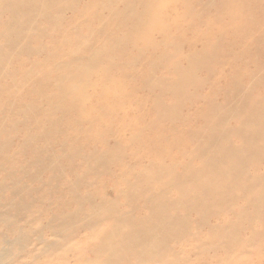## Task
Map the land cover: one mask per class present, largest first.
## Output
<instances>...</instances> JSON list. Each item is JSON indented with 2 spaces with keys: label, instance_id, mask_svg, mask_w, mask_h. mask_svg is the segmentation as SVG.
Segmentation results:
<instances>
[{
  "label": "bare ground",
  "instance_id": "obj_1",
  "mask_svg": "<svg viewBox=\"0 0 264 264\" xmlns=\"http://www.w3.org/2000/svg\"><path fill=\"white\" fill-rule=\"evenodd\" d=\"M202 3H206L204 9L209 5L216 13L195 12ZM246 7L247 0H0V81L18 78V83L0 87V93L10 102L15 97L20 103L23 88L29 86L25 93L35 99L21 109L0 108V116L15 114L20 118L8 126L0 125V132L18 130L14 140L6 136L0 141V264H23L27 250L32 257L27 264H42V259L43 264H200L198 257L191 256L201 251L225 252L222 261L242 264V259L247 262L250 256L244 249H256V242L264 245V228L263 233L252 230L251 240L245 239L237 248L232 246L235 234L231 240L227 236L234 227L227 222L216 228L208 224V218L222 206H229L238 219L246 220V206L252 211L249 218L264 226V175H241L246 162L257 160L252 149L250 154H239L248 150L254 134L243 133V123L224 127L226 118L240 116L242 109L254 102L250 96L256 82L263 79H258V74L264 61L260 68L255 62V68L242 76L246 88L240 78L235 80L230 61L220 65L208 86L222 96L220 107L193 108V103L176 100L185 87H200L209 81L213 71L204 67L208 61L220 62L217 51L230 55L238 41L255 40V32L240 31L247 23L258 24L264 14L257 20L260 12ZM38 19L47 25L41 30L43 38L53 42L48 28H61L69 42L62 39L50 44L52 51L43 50L47 55L43 63L8 70L11 53L41 55L42 51L33 52L26 44L31 35L38 34L34 24ZM91 23L96 28L89 27ZM86 28L85 35L78 33ZM190 35L197 41L201 35L213 36L216 42L183 47L178 39ZM94 38L100 39L98 45L93 44ZM245 49H237L239 57ZM177 52L182 57L173 62ZM48 60L51 64L44 63ZM169 61L176 80L156 79L159 65L168 66ZM202 72L204 78L197 80ZM141 92L147 93L148 99L141 98ZM165 95L171 102L163 100ZM187 97L182 98L191 99ZM192 98L197 101L198 94ZM258 102L264 106V99ZM263 106L247 112L243 125L258 122L264 131ZM197 110L204 124L197 121ZM27 111L34 118L45 119L41 123L28 119ZM19 123L28 126L26 135L17 129ZM229 133L249 138L236 148L219 145L217 158L193 164L202 150ZM52 136L58 137L55 143L49 140ZM53 144L59 148L50 155ZM13 145L18 151L7 156L5 152ZM41 155L47 156L41 159ZM234 155L240 156L232 162ZM77 158L84 163H77ZM65 166L69 174H76L75 179L67 180L62 172ZM50 170L56 176L41 178L42 172ZM36 182L61 190L58 199L48 192L37 195L41 204L46 200L48 205L34 211L37 200L32 196L45 189L33 188ZM29 196L32 201L27 204L24 199ZM66 196L69 201L62 202ZM237 197L248 200L243 209L237 207ZM54 200L59 202L53 207ZM52 210L56 212L39 227V220ZM25 214H29V224L39 223L35 229L28 226V232L18 225ZM189 214L196 215L197 221H189ZM192 225L196 233H191ZM199 230H206L203 242ZM259 252L254 251L251 257ZM259 255V261L264 260V255ZM211 256L205 264H219L214 262L216 256Z\"/></svg>",
  "mask_w": 264,
  "mask_h": 264
},
{
  "label": "rangeland",
  "instance_id": "obj_2",
  "mask_svg": "<svg viewBox=\"0 0 264 264\" xmlns=\"http://www.w3.org/2000/svg\"><path fill=\"white\" fill-rule=\"evenodd\" d=\"M259 3V4H258ZM206 3H202L197 9H195V12H197V13H201V11H203V10H206V11H210V13H213V14H215L216 13V9L215 8H211V7H209V5H208V9L206 8V9H204V6L205 7H207L206 5H205ZM204 5V6H203ZM246 8H249L250 9V11H252V12H260V15L258 16V18H257V20H259L260 19V17L264 14V0H247V7ZM203 9V10H202ZM214 9V10H213ZM258 10V11H257ZM212 11V12H211ZM209 13V14H210ZM50 15H52V16H55L53 13H50ZM105 17V16H104ZM1 23V22H0ZM36 26H38V28H39V30H38V34H33V35H31L30 37H29V41L26 43L27 44V46L28 47H30V49H32V51L34 52V51H42L41 52V55H38V53L37 54H32V55H23V56H18L16 53H11V54H9V58H7L9 61H11V63H10V65H8V67L6 66H4L5 68H7L8 70H12L13 68H15V69H26V68H28V67H30L31 65H33L36 61H38L39 63H43V61H45V57H47V55H45L44 54V52H43V50H45L46 48H47V51H52V46L50 45V44H57L59 41H61L62 39H63V41L64 40H67L68 42H69V39H67V38H69V36L68 35H65V30L64 29H61V28H57V29H55V31H54V29H52V28H48V32H50V33H52V35H53V37H52V39H53V42L51 41V38L48 40V39H45V38H43L42 37V32H41V30L42 29H45V26H47V25H45V23L44 22H42V21H39V19L37 20V21H35V23H34ZM237 26H239L240 24H242V23H235ZM247 27H245V29H241V31H240V29L239 28H237L236 26H235V30L237 31V32H242V33H249V32H255V34H256V36H259V37H256L255 36V40H256V38H257V40L255 41H250V40H248V39H244L243 41H238L236 44H235V46H234V53L232 54V52H231V54L230 55H223L222 53H220L219 51H217V53L219 54V63L217 64V59L216 60H214V62L213 63H211L210 61H208V63H206V65H205V67L204 68H207L208 70L210 69L211 71H213V74H212V76H211V78L209 79V81L208 82H206L204 85H202V86H200V87H193L192 85H189L187 88H189V89H187L186 87H185V89H184V91H183V95H179L178 97H176V100L178 101V102H180V103H185L186 105H191L192 103V107L193 108H195V107H197V108H200V107H204V109L206 108V107H218L219 105H220V103H222L223 102V98H222V96L221 95H219V92H218V90L217 89H214V88H210V87H208L209 86V83L212 81V80H214L215 79V77L218 75V73H219V71H217L219 68H220V65L225 61V63L227 62V61H230V63L231 64H233L234 65V71H233V73L236 75V77H235V80H237L238 81V79L240 78V80H239V82L242 80V76L244 75V74H248L249 72H251V70L252 69H254L255 68V62H257V66H259V68H260V66H261V64L260 63H262L261 61H264V19H263V17H262V20H259V23L258 24H256L255 23V25L253 26V25H250V24H248L247 23V25H246ZM89 27H91L92 29L93 28H96V24L94 23H91L90 25H89ZM75 28V27H74ZM225 28H226V26H225ZM85 29V28H84ZM83 29H79L78 30V33L80 34V35H85V33H87L88 32V30H87V28H86V30H83ZM251 30V31H250ZM233 31V30H232ZM74 32V31H73ZM83 32H85L84 34H82ZM67 34V33H66ZM181 34H183V32H181ZM261 34V35H260ZM202 36V35H201ZM199 37V40L197 41L196 39H195V37L193 36V35H190V36H188V37H184V38H181V39H178L179 41H181V43L183 44V47L184 46H197V45H199V44H209V45H213L215 42H216V39H214L213 38V36H210L209 38L208 37H206V36H203V38L202 37ZM67 37V38H66ZM43 39V40H42ZM75 38L74 37H72L71 38V40H74ZM195 39V40H194ZM239 39V38H238ZM260 39V40H259ZM239 40H241V39H239ZM99 41H100V39H98V38H94L93 39V44H95V45H98V43H99ZM197 41V42H196ZM71 42V41H70ZM193 42V43H192ZM195 42V43H194ZM207 42H209V43H207ZM3 43V40L2 39H0V44H2ZM18 43V42H17ZM258 45V46H257ZM47 46V47H46ZM246 48V46L248 47V48H244V47ZM257 46V47H256ZM44 47V48H43ZM197 47H199V46H197ZM66 48V47H65ZM240 48H243V49H245V54L243 55V56H240L239 57V55H238V51H237V49H240ZM250 48V49H249ZM40 49V50H39ZM249 49V50H248ZM182 52V51H181ZM184 52H186V53H188L186 50H184ZM3 53H5V54H8L7 53V51H3ZM10 53V52H9ZM180 52H177L176 53V55L173 57V62H174V60L175 61H178L177 59L182 55L181 53L179 54ZM47 54H48V52H47ZM178 54V55H177ZM108 55H110L109 53H108ZM157 55L159 56V53H157ZM238 55V57L237 58H235V56H237ZM105 57H107V55L105 54L104 55ZM182 57V56H181ZM180 57V58H181ZM255 57V58H254ZM253 58V59H252ZM256 58H257V60L258 61H256ZM234 59H235V61H234ZM172 61H169L168 62V66L164 63V65L165 66H161V65H159V69L155 72L156 74V79H158V76L161 78V76H164L163 78H166L167 79V81H169V82H172V81H175L176 80V78H175V75H174V68L173 67H171L170 68V66L171 65H173L172 64ZM179 61H180V59H179ZM45 64H51V60H48L47 62H44ZM225 63H223V64H225ZM264 63V62H263ZM104 64H106V63H104ZM163 64V63H162ZM210 66V67H209ZM43 67V66H42ZM165 67V68H164ZM167 67H169L168 69H167ZM31 68V67H30ZM29 68V69H30ZM126 70L128 69V67H124ZM139 68V67H138ZM201 68H203V67H200V69ZM165 69V70H164ZM169 71V74L167 73L166 74V71L167 70ZM256 69H258V67H256ZM170 70H171V72H170ZM173 70V71H172ZM129 71H130V69H129ZM262 72H264V69H263V71ZM262 72L261 73H259L258 75H259V77H258V79L260 78H263V79H261L262 81H258L259 83L261 82V84H259L258 82H256L257 84L254 86L255 87V89H254V91L252 92V94H254L253 96H250L251 98H253L252 99V101H254V102H252V104H251V102L248 100L247 101V103H250L249 105L250 106H247V108L245 109H242V111H241V115L240 116H237V117H233V118H235V119H233L232 117H228V118H226L225 120V122H224V127H226V128H233L234 126H240L242 123L244 124V122H245V115L246 114H248L249 112H251V110L252 109H254V108H256V110H259L258 108H260L261 109V107L263 106V104H261V102H260V104H258L259 102V99H264V85H262L263 84V80H264V73H263V76H262ZM261 74V75H260ZM257 75V76H258ZM204 74H203V72L202 73H199V74H197V76H196V79L197 80H200V79H202V78H204ZM261 76V77H260ZM153 77H155V76H153ZM167 77H169V78H167ZM159 78V79H160ZM14 79V78H13ZM16 79H18L17 77H15V81H16V83H18L17 82V80ZM175 79V80H174ZM14 80L12 81V80H7V79H5V80H3V81H0V87H2V86H4V85H6V84H8V85H12L14 82H15ZM6 83V84H5ZM241 85H243L242 87L243 88H246V85H247V80L245 79L244 81L242 80L241 82ZM228 86L230 87L231 86V82L228 84ZM29 86H26V87H24L23 88V90H22V92L21 93H24L23 95H20L21 96V98H23L22 99V101H19L20 103H18L17 102V100L15 99V97H12V102H10L8 99H7V97H5L4 95H2L1 93V95L3 96H0V108H3V109H10V108H13V109H21L22 108V106H23V108L25 107V105H27V104H30V103H33V102H35L34 100V96L32 97V96H28V93H25V92H27L28 90H27V88H28ZM31 87V86H30ZM226 87H227V83H226V85H225V87H224V90L226 89ZM211 91H213V92H211ZM141 93H143V95H142V97L141 98H143V99H148V97L146 96L147 95V93H145V92H141ZM198 94V100L197 101H194L193 100V98H192V96L193 95H197ZM251 94V95H252ZM184 96H186V98H188L187 96H191V99L190 100H188V99H186V98H182V97H184ZM180 97V98H179ZM207 97H209V99H207ZM255 97V98H254ZM256 97H257V101L255 100L256 99ZM261 97V98H260ZM250 98V99H251ZM184 99V100H183ZM163 100L166 102V103H169V102H171V98L169 97V96H164L163 97ZM212 100V103H210V101ZM232 101H230L229 103H231ZM246 102V101H245ZM244 102V103H245ZM253 103H255L254 105L256 106H254L253 105ZM257 103V104H256ZM246 104V103H245ZM248 105V104H247ZM259 105V106H258ZM246 105H244V107H245ZM261 106V107H260ZM220 107V106H219ZM251 109H250V108ZM253 107V108H252ZM264 107V106H263ZM182 109H184V108H182ZM202 109V108H201ZM249 109V110H248ZM264 109V108H263ZM185 111H186V109H184ZM245 112H244V111ZM253 111V110H252ZM244 112V113H243ZM248 112V113H247ZM243 113V114H242ZM25 116L28 118V119H31V118H33V119H38V120H40V123L41 122H43L42 120H44L45 119V117L44 116H38V117H36V118H34V115L31 113V111H27L26 112V114H25ZM196 116L198 117V119H197V121L199 122H201L202 121V124H204V121L201 119V115L199 114V112H198V110H197V113H196ZM244 118V122H241L242 121V119ZM229 121H228V120ZM233 119V120H232ZM19 120H20V118H18V117H16V115L15 114H9V115H6V116H0V125H4V126H8V124L9 123H13V122H19ZM264 120V119H263ZM196 121V120H195ZM236 123V124H235ZM241 123V124H240ZM241 125L240 127H243V129L242 130H244L243 131V133H248V135L250 134V133H252V134H254V135H252V138H251V141H249L248 143H249V145H248V150H245L244 151V153H242V152H240L239 151V154L240 155H246V153L247 154H250V153H252L251 151H253V153H255L254 155H255V157H257V160L256 159H254V160H250V161H248V162H246V165H245V167H244V170H246V171H241L242 173H241V175H244V176H249V174L253 177V176H255L256 174H259V175H264V174H262V173H264V131H263V129H262V127H260L259 125H261V124H258V122H256V124H250L249 125V123H247V124H245V125ZM27 125H25V124H18V126H17V129H19V131H21L24 135H26V133H27ZM259 131V132H258ZM261 131V132H260ZM4 132H6V131H1L0 132V141L2 140H4L5 138H7V137H9L11 140L13 139H15L16 137H17V135H16V133L18 132V130H17V132H11V133H7V135L4 133ZM242 133V135H240V134H237V133H229V134H224L221 138H216V139H219V140H217V141H214V143L211 145V146H209V147H207L206 149H204V150H202V152H201V155H199V157L196 159V160H194V161H192L193 162V164L196 166H198L199 164H203V163H209L212 159H214V158H217L218 157V152L220 151H216L217 150V146H219V145H221L222 147H225V145L226 146H231V147H234V148H236L235 146L236 145H240V144H242V143H244V142H246L245 140H247L249 137H247V136H244V134ZM7 136V137H6ZM243 136V137H242ZM11 137H13V138H11ZM258 137V138H257ZM58 139V137L57 136H52V137H50V141H51V143H55V140H57ZM62 139V138H61ZM215 139V140H216ZM22 141V139H21V137L19 138V142H21ZM40 144H43V141H40ZM193 146H196L195 145V143L194 144H192V147ZM261 146V147H260ZM52 149H51V151H50V155H52L54 152H56V151H58V148H59V144H53L52 145ZM255 148H257V151L256 150H254ZM237 149H239V148H237ZM252 149V150H251ZM251 150V151H250ZM13 151H18V147L16 146V145H13L12 147H11V149L8 151V152H5V154L7 155V156H9L10 155V153H12ZM256 151V152H255ZM262 152V153H261ZM57 153V152H56ZM240 155H234V156H232L231 158H230V160L232 161V162H234L235 160H236V158H238ZM259 155H260V157H259ZM47 155H41L40 156V158L41 159H43V158H45ZM30 157V156H29ZM29 157H27V159L29 158ZM52 159L54 158L53 156L51 157ZM231 161H228V162H231ZM76 162L77 163H81V164H83L84 163V161L81 159V158H77V160H76ZM6 165L7 166H9V164L8 163H6ZM257 167V168H256ZM247 168V169H246ZM258 169H260V170H258ZM255 170V171H254ZM63 173H64V176L67 178V180H73V179H75L76 178V174H69L68 173V167L67 166H65L64 167V169H63V171H62ZM56 172L55 171H52V170H50L49 172H42L41 173V178H43V179H46V177L47 176H56ZM246 174V175H245ZM248 174V175H247ZM251 176H249V177H251ZM1 179V178H0ZM42 187V188H45V189H42L43 191H41V192H39V194H37V193H34L33 194V196H32V198L34 199V198H36V200H37V198H38V196H41L42 195V192H43V194L44 193H47V194H53V197L56 199L57 198V196L59 195V193H60V190L61 189H57L56 191H54L53 189H52V186H50V187H46V186H43L41 183H39L38 184V182H36L35 184H32V187L34 188V187ZM215 187H220L219 185L218 186H215ZM51 188V189H50ZM52 190V191H51ZM49 191H51V192H49ZM57 191H58V193H57ZM200 192H201V190H199ZM54 193H55V195H54ZM38 195V196H37ZM32 198L29 196V197H25V202L28 204V202L30 203L31 201H32ZM67 198H68V196H66V198H63L62 199V202L64 201V202H67V201H69V200H67ZM238 199L236 200V205H237V207L238 208H242V206L244 207V205H246V203H247V199L246 198H244V197H241L240 199H239V197H237ZM58 199V198H57ZM66 200V201H65ZM58 200H54L53 202H52V206L54 207V205H56V203L58 204ZM61 202V203H62ZM37 203H38V205H37ZM42 202L41 201H35L34 202V211H36L37 210V208L39 209V208H43L44 209V207L46 208V205H48V202L45 200L44 202H43V204H41ZM54 204V205H53ZM48 207V206H47ZM243 209V208H242ZM2 210V209H1ZM56 211L55 210H52L51 212H47L46 214H45V216H44V218H41L39 221H40V224L42 225V226H40L39 225V223L38 224H36V223H32V225L31 224H29L28 223V215L29 214H25V216L23 217V216H20L22 219H23V221H21L20 223H18V225H20V226H22V228H23V230L24 231H26V232H28V226H30L31 225V229H35V224L36 225H39V227H44L45 226V221H46V219L48 218V216H51L53 213H55ZM50 213H52L51 215H50ZM250 213H252V211H251V209L249 210L246 206H245V216L246 217H248V218H246V220L243 218V219H238L237 218V216L235 215V213H234V210H230V207L229 206H222V208H221V211H219V213L218 214H216V215H214L213 217H209L208 218V224H209V226L211 225L212 227H214V228H216V227H218V226H223V224H224V222H227L229 225H231L232 227H234L235 228V231H229V232H227V236H228V238L231 240V238H232V235L233 234H235V236H234V239H233V242H232V246L233 247H237L238 248V246H239V244L240 243H242L243 241L245 242V239H247L248 238V240H246V241H249V238H250V235H251V231L252 230H257V231H260L261 230V232L264 230H262V228H264V226H262L261 225V223L260 222H258L257 221V223H256V221L254 220V219H252V218H249V216H250ZM13 215H14V213H12ZM197 219V217H196V215H191V214H189L188 215V220L189 221H197L196 220ZM249 219V221H247ZM38 221V222H39ZM23 222V223H22ZM26 222H27V225H26ZM23 224V225H22ZM34 225V227H32ZM215 225H217V226H215ZM24 226V227H23ZM38 228V227H37ZM191 229H192V231H191V233H196V230H195V228H194V225H192L191 226ZM34 231V230H33ZM43 231H46V229H43ZM195 231V232H194ZM199 231H203L202 233H200L199 234V238H200V240L203 242L205 239H206V237H207V235L206 234H204V231H206V230H199ZM264 232V231H263ZM262 232V233H263ZM264 234V233H263ZM11 240L10 241H12V236H8ZM47 238H50L51 239V237H48V236H46ZM191 238H193L192 236H191ZM250 240H251V238H250ZM9 241V242H10ZM190 241V240H189ZM190 243H191V241H190ZM172 248H174V242H171L170 244H169ZM235 245V246H234ZM261 246V247H260ZM31 247V246H30ZM190 247H191V245H190ZM252 247V246H251ZM256 249L254 248V247H252V248H246V249H244L245 251V253H247V255H250L249 256V262L247 261H245L246 259H242V264H249V263H251V262H264V260H262V261H259L260 260V258L262 257H260V255H259V253L261 254L262 253V255H264L263 253H264V245L262 246V243H258V242H256ZM262 247H263V249H262ZM180 248V247H179ZM179 248L178 247H176V250H178L179 251ZM259 248H261V249H259ZM253 249V250H252ZM240 250V249H239ZM234 251H235V249H234ZM241 251V250H240ZM239 251V252H240ZM247 251V252H246ZM251 251V252H250ZM254 251H255V253L256 252H259V251H263V252H259L256 256H252L253 257V260L251 261L250 259H252V257H251V255L252 254H254ZM27 252H29L28 250L25 252V253H23V264H27V263H29V262H31V260H32V257L27 253ZM236 252V251H235ZM238 252V253H239ZM249 252H250V254H249ZM225 252H221V251H217L216 253H211V252H209V251H201V252H198V254H197V256L196 255H193V256H191V258H193V259H197V258H194V257H198V260L199 261H202V262H200V264H205L206 262H209L210 260H211V258L210 257H212L211 255H214V256H216L215 257V261L214 262H218L219 261V264H230V263H228V262H225V261H222V259H223V257H225V254H224ZM242 254H244L243 253V251H242ZM207 255V256H206ZM260 257V258H259ZM43 261H44V259H42ZM205 262H204V261ZM43 261H41L42 262V264H43ZM221 261V262H220ZM245 261V262H244ZM213 262V263H214ZM17 264V263H16ZM195 264H197V263H195ZM233 264V263H232ZM236 264V263H235ZM238 264H240V262L238 263Z\"/></svg>",
  "mask_w": 264,
  "mask_h": 264
}]
</instances>
